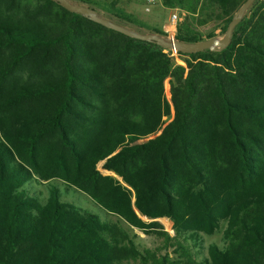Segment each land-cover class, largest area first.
I'll use <instances>...</instances> for the list:
<instances>
[{
  "label": "trees",
  "instance_id": "1",
  "mask_svg": "<svg viewBox=\"0 0 264 264\" xmlns=\"http://www.w3.org/2000/svg\"><path fill=\"white\" fill-rule=\"evenodd\" d=\"M243 1L160 0L210 8L220 33ZM176 58L51 0H0V264H264V0L225 47ZM220 225L221 246L190 252Z\"/></svg>",
  "mask_w": 264,
  "mask_h": 264
},
{
  "label": "rangeland",
  "instance_id": "2",
  "mask_svg": "<svg viewBox=\"0 0 264 264\" xmlns=\"http://www.w3.org/2000/svg\"><path fill=\"white\" fill-rule=\"evenodd\" d=\"M91 5L99 11H121L122 13L128 14L132 17V20L135 23H140L144 27H153L161 29L168 34H174L176 27L188 26L192 31H194L201 40L208 39V35H213L210 38H219L223 33H220L222 26V21L220 18L215 16V12H212L210 15V8L204 7L203 9H197L195 13L188 12L185 8L180 6L165 7L161 4L160 0H157L152 5L148 6V10H145L144 0H118L114 3V7L111 8L110 2L112 0H90ZM175 13L177 19L175 22H170V15ZM175 62H179L176 60ZM167 85V79L164 80V87ZM168 99V98H167ZM164 120H166L164 118ZM97 169L104 174L105 170L100 167V163L97 164ZM111 174V173H109ZM113 175V174H112ZM86 197V196H85ZM80 198V204L83 206H88L94 212L98 213L100 216L103 214V211L98 208L97 205H94L88 198ZM107 219L114 221L116 218L112 215L105 214ZM158 221L161 223L163 230L167 231L169 234H172L170 229L171 222L167 218H158ZM223 225H220L219 230L211 235H203L201 247H192L188 243L189 250L192 254L197 256V258L202 257L205 253V248L208 244L214 243L218 246L222 245L221 241V228ZM131 232L134 234L133 241L138 248H154L161 245L162 241L160 237H156L153 234H144L137 229H131ZM196 253V254H195ZM129 264H138L137 261H130Z\"/></svg>",
  "mask_w": 264,
  "mask_h": 264
},
{
  "label": "water",
  "instance_id": "3",
  "mask_svg": "<svg viewBox=\"0 0 264 264\" xmlns=\"http://www.w3.org/2000/svg\"><path fill=\"white\" fill-rule=\"evenodd\" d=\"M60 4L62 8L69 12H74L82 17L89 19L92 22H95L103 27L119 32L128 37L142 40L154 42L156 45L162 47L163 49H169L174 51H179L182 53H194L204 49H208L211 51L219 50L225 47L230 39V34L233 27L238 23L242 14L247 9V7L254 0H244L239 7L232 14L230 20L225 26L223 34L219 38H208L204 40H199L195 42H183L177 39H170L169 37H163L153 32H135L129 29H126L118 24H115L109 21L106 18L101 17L97 14V11L93 8L77 4L72 0H51ZM110 172L105 170L104 174H109Z\"/></svg>",
  "mask_w": 264,
  "mask_h": 264
},
{
  "label": "built area",
  "instance_id": "4",
  "mask_svg": "<svg viewBox=\"0 0 264 264\" xmlns=\"http://www.w3.org/2000/svg\"><path fill=\"white\" fill-rule=\"evenodd\" d=\"M155 2H157V0H144L145 6H146L145 7V10H148V6L154 4ZM175 19H177L176 14L175 13H172L170 15V22L174 23L175 22ZM167 37H169L170 39H172L173 38V34H168ZM165 51H168V54L174 59V61L178 60L176 58V52L177 51L169 50V49H165Z\"/></svg>",
  "mask_w": 264,
  "mask_h": 264
}]
</instances>
